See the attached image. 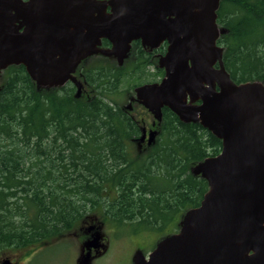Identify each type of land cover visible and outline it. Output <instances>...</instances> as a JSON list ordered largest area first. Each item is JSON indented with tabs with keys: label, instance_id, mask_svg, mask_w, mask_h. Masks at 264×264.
I'll return each instance as SVG.
<instances>
[{
	"label": "trees",
	"instance_id": "trees-1",
	"mask_svg": "<svg viewBox=\"0 0 264 264\" xmlns=\"http://www.w3.org/2000/svg\"><path fill=\"white\" fill-rule=\"evenodd\" d=\"M216 15L230 79L264 84V0H221ZM131 47L122 66L101 56L83 61L80 96L70 82L37 89L21 65L0 73V251L61 238L94 212L135 234L174 223L177 231L178 218L199 205L208 184L190 169L217 155L221 141L163 108L155 140L141 146L146 122L121 100L164 74H148L139 43Z\"/></svg>",
	"mask_w": 264,
	"mask_h": 264
},
{
	"label": "water",
	"instance_id": "water-1",
	"mask_svg": "<svg viewBox=\"0 0 264 264\" xmlns=\"http://www.w3.org/2000/svg\"><path fill=\"white\" fill-rule=\"evenodd\" d=\"M220 1L0 0V73L21 65L37 89L71 82L80 96L74 73L85 59L122 66L133 42L149 49L166 43L158 60L163 78L136 86L131 101L154 125L165 107L221 141L217 155L190 169L208 184L199 205L147 258L136 252L133 264H264V84H236L226 72L217 45L226 33L216 23ZM156 135L149 132L148 144ZM77 264H89V256Z\"/></svg>",
	"mask_w": 264,
	"mask_h": 264
},
{
	"label": "rangeland",
	"instance_id": "rangeland-1",
	"mask_svg": "<svg viewBox=\"0 0 264 264\" xmlns=\"http://www.w3.org/2000/svg\"><path fill=\"white\" fill-rule=\"evenodd\" d=\"M129 84L125 83L121 90L128 87ZM134 97L133 90H130L126 92V95L121 100V103L123 104V107L127 106L129 104L130 98ZM130 113L137 117L138 119H144L145 124H149L151 121V117L146 114V110L135 108ZM98 212H94L90 214L86 218L88 220L91 217L97 216ZM177 220V219H176ZM176 222V221H175ZM180 223V218H178V224ZM104 224V223H103ZM88 225V224H86ZM83 222H78L72 229V232L68 235H65L61 238L48 241L47 243H43L31 248H20V249H4L0 251V260L4 258H8L10 260L19 262L20 264H76L77 259L80 255V250L78 247L77 239L74 237L75 233H78L83 229ZM103 231L106 229L108 231H119L121 232V236L124 232H129L130 230L126 227L117 228L115 225H109V228L103 227ZM175 223L165 229L162 233H156V232H141L137 234L130 233L129 237L126 238L123 242V251H118L116 249H113L111 251V254L108 258L105 260H98L95 262V264H126V258L125 256L129 254L131 251L132 246L133 248V254L131 256V264L133 263V257L135 255L134 249L137 248L143 249L141 253L146 256L148 253H150L157 245L158 242L161 241V239L167 237L168 234H174L175 231ZM178 229V228H177ZM176 233V232H175ZM125 235V233H124ZM113 256H116V258H113Z\"/></svg>",
	"mask_w": 264,
	"mask_h": 264
},
{
	"label": "flooded vegetation",
	"instance_id": "flooded-vegetation-1",
	"mask_svg": "<svg viewBox=\"0 0 264 264\" xmlns=\"http://www.w3.org/2000/svg\"><path fill=\"white\" fill-rule=\"evenodd\" d=\"M136 42L139 43L137 55L138 56H144L151 63L150 65L147 66L149 69L148 74H156L157 70L161 71L162 69H160L158 67V60L161 56H163L166 53L167 44L162 43L161 45H159L155 49H149L148 47H143L139 41H136ZM161 47H162V50H161ZM131 48H130V52H131ZM92 57H94V56H92ZM92 57H89V58L91 59ZM89 58H87V59L89 60ZM87 59H85V60H87ZM77 69H76L74 74H88L85 71H77ZM96 73L99 74V72H96ZM162 73L164 74V71ZM133 105H135V102ZM132 110H133V108H132ZM143 129H145V134L142 133ZM155 130H157V126H156V123L154 125V120L152 117H151V121L149 124L142 123L141 128H140V135L138 137V141L140 142L141 146H149L150 145V144H148L149 132L155 131ZM90 214L91 213L86 214L78 220V222H80V221L83 222V226H82L83 229H81V231H79L78 233H75L74 237L77 239L78 247L80 250L79 258L81 256L87 254L89 256V264H95V262L98 260L101 261V260H105L106 258H108L113 249H116V250L122 252L124 240L130 236L129 235L130 233H133V232L127 231V232H124L125 235L123 233L121 236V232H119V231H108L107 229L105 231H103L102 225H104L103 227L109 228V225L111 226L112 224L108 221H105L99 212H98V214H96L97 216L91 217L88 220H86V218L88 216H90ZM86 224H88V225H86ZM71 232L72 231H69L66 235H68ZM175 232H177V231H175ZM133 234H135V233H133ZM133 248H134V246H132L129 254H127L125 256L126 264H131V256L133 254ZM142 250L141 249L138 250L137 248L134 249L135 252H138V251L141 252ZM147 256H148V254L146 255V257ZM79 258L77 259L76 264H77ZM113 258H116V256H113ZM4 259H8V258H4ZM2 260H0V262ZM11 261L16 262L13 260H11ZM16 263L20 264L19 262H16Z\"/></svg>",
	"mask_w": 264,
	"mask_h": 264
},
{
	"label": "bare ground",
	"instance_id": "bare-ground-1",
	"mask_svg": "<svg viewBox=\"0 0 264 264\" xmlns=\"http://www.w3.org/2000/svg\"><path fill=\"white\" fill-rule=\"evenodd\" d=\"M242 126V125H241Z\"/></svg>",
	"mask_w": 264,
	"mask_h": 264
}]
</instances>
